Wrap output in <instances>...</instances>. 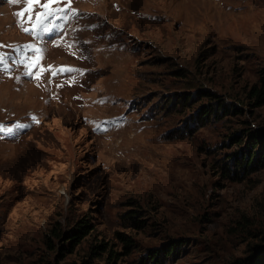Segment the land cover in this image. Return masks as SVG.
Returning a JSON list of instances; mask_svg holds the SVG:
<instances>
[{
	"label": "rangeland",
	"instance_id": "1",
	"mask_svg": "<svg viewBox=\"0 0 264 264\" xmlns=\"http://www.w3.org/2000/svg\"><path fill=\"white\" fill-rule=\"evenodd\" d=\"M24 7L0 0V125H27L0 132V264H66L102 242L125 253L118 234L132 248L116 264L173 243L161 264H232L264 243V158L249 146L264 103L248 96L264 0H71L77 15L40 37L22 31ZM28 44L43 50L23 52L32 76L11 62ZM200 88L240 111L201 119L215 102ZM78 220L89 232L67 252L51 231Z\"/></svg>",
	"mask_w": 264,
	"mask_h": 264
},
{
	"label": "trees",
	"instance_id": "2",
	"mask_svg": "<svg viewBox=\"0 0 264 264\" xmlns=\"http://www.w3.org/2000/svg\"><path fill=\"white\" fill-rule=\"evenodd\" d=\"M198 91L203 96H207L210 100L215 102L211 106L207 105L204 108L202 111L203 115L200 117L201 119H208L211 114L215 116L218 109L223 115L230 112L240 111V108L236 106L227 107L225 101L220 98L219 95L210 90L200 88ZM183 95L185 97V93H183ZM248 96L254 100L252 103L253 106L264 103V67L260 70L257 82L251 86ZM187 99L192 100V96L187 94ZM249 135H251V143L249 146L251 148L257 147V152H260V158H264V127L253 133H249ZM249 163H251V159L248 158L243 162V166L246 167ZM90 226L91 224L88 223L87 220H78L68 229L57 231L53 229L51 232L59 242H63L61 244V249H64L67 252H72L75 246L88 234ZM118 235H120V238L123 241L124 250H126L125 253L113 251L112 248H109L107 243L102 242L92 245L89 254L86 257L84 256L79 261H72L66 264H94V258H97L104 253L107 254V258H111L113 264H116L119 255L128 253L127 250L132 248V240L122 234ZM65 244L68 245L67 248L64 247ZM175 251V244H168L161 250L148 252L144 258L138 260L137 264H161L166 258L174 256ZM232 264H264V243L253 245L251 252L247 256L236 258Z\"/></svg>",
	"mask_w": 264,
	"mask_h": 264
},
{
	"label": "snow or ice",
	"instance_id": "3",
	"mask_svg": "<svg viewBox=\"0 0 264 264\" xmlns=\"http://www.w3.org/2000/svg\"><path fill=\"white\" fill-rule=\"evenodd\" d=\"M9 3L12 4H18L21 2V0H8ZM23 3L25 4V7L20 11L14 13L15 16L18 18V23L21 25L22 31L28 33L30 32L34 37H40L44 33L50 31L49 27L45 23L47 19H51L52 17L59 16L61 19H69L72 17H75L77 15V12L75 10H72L71 0H45L44 3H41V0H23ZM59 3H65L66 7L64 8H55L51 9L50 6L53 4H59ZM39 6L41 8V11L39 13H36V21H35V27L33 29L24 28V20L22 19L25 15V13L29 14V21H31V15L35 7ZM53 27H60L59 25H53ZM32 50L38 54V59H42L43 56V50L42 49H35L33 45H21L16 46L13 51L17 52L20 55L19 59L11 58V62L17 65L23 64L26 68V75L32 76L31 69L29 68L26 59L23 55L24 51ZM10 57L6 55L3 52H0V71L2 72H8L10 71L8 67V61ZM41 71H52L53 76L57 75L58 73L62 71H78L75 69H68V68H59L53 70L51 66L48 69H42ZM35 118L33 117V120ZM27 127V125H20L16 124L12 128H5L4 126L0 125V132H6L10 133L13 131L14 128H23Z\"/></svg>",
	"mask_w": 264,
	"mask_h": 264
}]
</instances>
